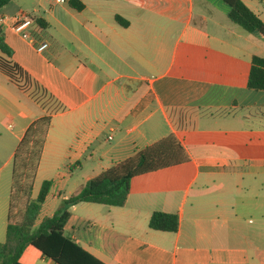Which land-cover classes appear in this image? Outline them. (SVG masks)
I'll return each instance as SVG.
<instances>
[{"label": "crops", "instance_id": "0c3cea01", "mask_svg": "<svg viewBox=\"0 0 264 264\" xmlns=\"http://www.w3.org/2000/svg\"><path fill=\"white\" fill-rule=\"evenodd\" d=\"M67 1L12 0L0 10L10 61L52 99L0 71V243L14 151L49 115L35 176L51 182L43 219L169 135L187 157L133 178L123 207L72 206L64 234L89 254L104 264H264V91L247 88L264 37L231 23L221 0H79L80 12ZM241 1L264 24V0ZM19 13L33 19L31 42L13 30ZM154 212L175 214L177 231L149 229ZM19 261L54 264L31 247Z\"/></svg>", "mask_w": 264, "mask_h": 264}, {"label": "trees", "instance_id": "16d2710c", "mask_svg": "<svg viewBox=\"0 0 264 264\" xmlns=\"http://www.w3.org/2000/svg\"><path fill=\"white\" fill-rule=\"evenodd\" d=\"M10 1L0 0V10ZM221 1L228 7L227 16L231 23L246 33L257 32L264 37V24L241 0ZM67 5L76 12L84 9L79 0H68ZM115 20L125 25L119 17L116 16ZM35 22L40 25V20ZM0 53L9 59L0 57V71L13 84L20 90L32 88L37 98L52 100L20 67L10 61L12 50L5 43L1 31ZM247 88L264 91V59L256 56L251 58ZM50 119L49 115H45L33 121L14 151L5 241L0 243V264H21L19 259L27 247L35 249L54 264H104L64 234V226L70 216L69 209L79 203L123 207L133 178L180 165L187 161V157L174 136L169 135L88 181L74 195L63 200L51 217L43 219L33 229L51 187L50 181H43L37 196L31 199ZM148 227L154 231L175 233L178 217L175 214L154 212L149 218Z\"/></svg>", "mask_w": 264, "mask_h": 264}, {"label": "built area", "instance_id": "2783aa9c", "mask_svg": "<svg viewBox=\"0 0 264 264\" xmlns=\"http://www.w3.org/2000/svg\"><path fill=\"white\" fill-rule=\"evenodd\" d=\"M57 4H65L66 0H52ZM33 19L29 15L19 13L13 19V30L23 39L28 42H31L32 39L27 33V29L32 25ZM47 48V43L42 42L36 48L37 52H43Z\"/></svg>", "mask_w": 264, "mask_h": 264}, {"label": "rangeland", "instance_id": "374dc122", "mask_svg": "<svg viewBox=\"0 0 264 264\" xmlns=\"http://www.w3.org/2000/svg\"><path fill=\"white\" fill-rule=\"evenodd\" d=\"M39 189H40V181L34 180L33 190H32V193H31L32 197H36ZM1 192H2V181L0 180V193ZM0 198H1V194H0ZM45 214H46V207H44L43 210H42V212H40L39 217H38V220L36 221L33 229H35L39 225V223L44 218Z\"/></svg>", "mask_w": 264, "mask_h": 264}]
</instances>
